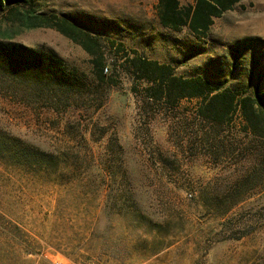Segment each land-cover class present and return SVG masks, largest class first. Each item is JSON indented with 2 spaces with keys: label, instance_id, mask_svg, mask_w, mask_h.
<instances>
[{
  "label": "rangeland",
  "instance_id": "374dc122",
  "mask_svg": "<svg viewBox=\"0 0 264 264\" xmlns=\"http://www.w3.org/2000/svg\"><path fill=\"white\" fill-rule=\"evenodd\" d=\"M157 2L37 0L35 9L70 17L104 47L121 44L126 53L120 56L136 52L184 78L219 80L230 46L249 39L264 43V0L242 1L214 20L201 41L186 29L161 27ZM24 9L0 12V41L52 50L69 67L90 74V58L78 45L52 29L27 30L16 15ZM246 80L241 71L229 86L238 90ZM110 82L101 90L103 106L87 112H50L0 95L2 133L58 158L66 154L70 165L77 162L54 177L0 161V264H264V203L258 202L264 193L220 216L218 204L211 203L227 191L216 181L225 172L214 165L217 154L180 148L177 131L189 127L184 119L196 102L182 101L178 110L158 114L157 107H141L131 92L133 85L141 87L125 74L118 70ZM177 120L185 125L175 131ZM239 122L236 117L235 132ZM223 220L230 222L221 226Z\"/></svg>",
  "mask_w": 264,
  "mask_h": 264
},
{
  "label": "trees",
  "instance_id": "16d2710c",
  "mask_svg": "<svg viewBox=\"0 0 264 264\" xmlns=\"http://www.w3.org/2000/svg\"><path fill=\"white\" fill-rule=\"evenodd\" d=\"M36 1L0 0V12L25 8L16 15L26 29H52L78 45L90 58V74L69 67L52 50L0 41V95L19 105H42L50 112L64 109L63 113H67L73 107L87 112L103 106L101 90L113 85L110 79L119 70L141 87L138 91L133 85L131 92L140 99L143 109L151 111L157 107L158 114L165 115L178 110L182 101L196 102L192 114L184 119H190L189 127L183 129L185 121L177 120L173 128L176 131L181 127L177 133H182V150L191 148L192 155L211 158L217 154L219 160L214 158V165L225 172L216 181L227 191L223 198L217 195L211 203L218 204L215 211L220 216L227 217L258 193H264V53H257L258 48L264 49L262 41L242 40L230 46L220 66L223 77L219 80L200 75L184 78L177 76L171 66L150 61L136 52L132 57L120 56L126 53L121 44L112 42L104 47L99 36L70 17L40 14L35 9ZM242 1L195 0L193 5L181 6L178 0H158L155 11L161 27L177 33L186 29L194 40L201 41L208 36L214 20ZM9 37L4 39L11 40ZM108 53L118 58L106 57ZM241 71L247 80L234 90L229 81ZM236 117L240 122L235 132ZM0 161L31 174L54 177L72 171L77 163L71 160L70 165L66 154L58 158L1 131ZM103 167L105 170V164ZM258 202L264 203V196ZM229 222L223 220L221 226Z\"/></svg>",
  "mask_w": 264,
  "mask_h": 264
}]
</instances>
